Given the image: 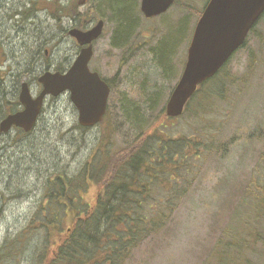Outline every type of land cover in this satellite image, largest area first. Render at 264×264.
Instances as JSON below:
<instances>
[{
	"label": "rangeland",
	"instance_id": "obj_1",
	"mask_svg": "<svg viewBox=\"0 0 264 264\" xmlns=\"http://www.w3.org/2000/svg\"><path fill=\"white\" fill-rule=\"evenodd\" d=\"M177 1L161 20L148 21L137 16L142 31L139 41L154 44L159 60L175 69L176 75L181 73L186 59L190 34L198 19L196 13L207 0ZM6 4L8 7L0 10V23L6 19V24L3 20L0 25V40L5 39L0 41V48L8 57L0 68V120L8 111V103L19 95L22 83L30 84L36 96L41 90L38 78L48 65L53 72L59 65L66 70L77 57L76 44L55 28V21L40 14L36 21L17 26L7 21L13 7L8 0ZM91 13L90 16H97ZM126 23L127 19L122 20L123 26ZM113 27L109 21V29L97 43L90 65L108 79L120 73L113 85L104 124L84 133L80 131L78 113L69 94H63L47 99L43 115L30 135L12 130L8 137H2L3 145L9 149L6 157L0 158V264H40L39 256L47 240L42 225L56 213L50 203L46 205L50 178L63 169H68L69 179L79 173L104 137L110 139L109 150L134 138L138 127L150 124L156 116L146 103V95L161 93L165 100H161L160 106L165 107L179 80L173 75L166 77L149 51L151 45L133 48L129 60L122 62V52L110 46ZM149 32L154 34V40L158 36L154 43ZM259 43L256 36H251L246 47L228 64L227 70L238 79V85L227 95L228 104L217 109L216 123L205 128L215 134L214 146L221 148L204 162L168 229L136 250L127 264H204L237 204L234 188L245 186L254 171H262L258 157L264 146L250 139L257 129L264 131V48ZM162 51L169 55L164 57ZM252 61L259 66L251 75L247 71ZM122 101L126 103L124 109ZM198 124L187 114L170 124L174 128L169 133L187 135ZM96 194L93 186L88 196L92 204ZM231 197L233 204L229 202Z\"/></svg>",
	"mask_w": 264,
	"mask_h": 264
},
{
	"label": "trees",
	"instance_id": "obj_2",
	"mask_svg": "<svg viewBox=\"0 0 264 264\" xmlns=\"http://www.w3.org/2000/svg\"><path fill=\"white\" fill-rule=\"evenodd\" d=\"M43 2V7L48 6L47 0ZM59 8L57 15H51L58 25L66 18L68 7ZM202 10L196 13L198 17ZM58 30L67 34L61 27ZM251 36H256L264 48V15L241 49ZM7 60L0 48V68ZM228 64L199 86L182 117L170 119L165 115V107L160 106L165 100L161 93L146 95V103L156 116L150 124L139 126L134 138L109 150L110 139L104 137L79 173L69 179L68 169H63L50 178L46 205L50 203L56 213L42 225L47 240L38 263L127 264L136 250L168 229L204 162L221 148L214 146L215 134L205 128L216 123L217 109L228 104L227 95L238 85V79L227 70ZM258 66V62H250L248 74L252 75ZM55 70L65 71L60 65ZM125 105L122 101L123 109ZM19 106L18 96L14 97L7 112L17 111ZM187 114L199 122L197 127L187 135L172 136L175 134L169 131L174 126L170 124ZM77 128L83 133L88 130ZM250 139L264 146L263 129L254 131ZM258 158L262 171H254L245 186L234 188L237 204L204 264H264V147ZM93 186L97 189L94 204L88 200ZM235 201L231 197L229 202Z\"/></svg>",
	"mask_w": 264,
	"mask_h": 264
},
{
	"label": "water",
	"instance_id": "obj_3",
	"mask_svg": "<svg viewBox=\"0 0 264 264\" xmlns=\"http://www.w3.org/2000/svg\"><path fill=\"white\" fill-rule=\"evenodd\" d=\"M173 3L174 0H144L142 10L147 17H152L165 13ZM263 14L264 0H209L196 25L183 75L166 105L168 118L184 114L199 86L213 78L246 43ZM101 33L102 23L88 32L73 30L70 35L80 45H90ZM92 56L93 47L90 46L81 51L67 72H45L38 79L42 91L37 97L24 83L19 96L23 110L9 115L1 123V131L6 133L17 127L30 133L45 100L64 93L70 95L81 127L91 129L99 125L107 113L110 88L97 73L90 71Z\"/></svg>",
	"mask_w": 264,
	"mask_h": 264
},
{
	"label": "flooded vegetation",
	"instance_id": "obj_4",
	"mask_svg": "<svg viewBox=\"0 0 264 264\" xmlns=\"http://www.w3.org/2000/svg\"><path fill=\"white\" fill-rule=\"evenodd\" d=\"M6 1L7 0H0V10L1 9L5 10L6 7H8V5L6 4ZM43 1L44 0H8L9 4L11 3L13 9L12 8H11L12 10L10 9L12 11V14L9 15V17H7V21L9 20L11 22H14L15 25L19 26L23 23L25 24L28 22L31 23L32 22L31 20L36 21L37 17L40 14H45L51 19V21H55V24H56L55 28L58 29L59 27H61L63 31L67 32L66 35L71 40H73V42L77 46V56L80 54V52L83 49H86L92 46L93 47L92 59L97 49V45H98L97 43L99 42L100 39H102L103 35H106V31L109 29V21H110L114 25V27L110 30V32L113 31L111 34L110 46L112 49L119 50L122 52L121 53L123 55L122 62L129 60V58L132 56L133 48L137 49V46L138 48H141L143 46L148 47L151 45V42L149 41H146V42L139 41V38H141L140 36L142 35V31L140 30L141 22L138 21L139 18L137 16H140L141 19L144 18L148 21H152V20L156 21L157 19L161 20L168 14L171 8H173L178 2L177 0H174L173 5L165 13L158 14L152 17H147L143 13V10H142V5H143L144 0H98V1L96 0V2H91V0H47L48 6L46 7H43L44 5ZM63 1H65V3H63ZM64 5L68 7L66 10V18L64 20H59V25H58V21L54 20L51 15H54V14L57 15V12L61 10L59 7L64 6ZM91 11L93 12V15L95 14L97 16L96 17L90 16L92 14ZM120 15L129 16V19H127V23L124 26L122 24V20L119 17ZM200 17H198L197 22L199 21ZM3 20H4V23L6 24V19H2L1 23H3ZM100 23H102V33L100 37L94 40L90 45H80L75 39L69 36V33L72 30L88 32L94 29L95 27H97L98 24ZM196 24L190 34V39L188 42L189 46L193 38ZM116 25H119V27L116 28L115 27ZM123 28H127L128 29L127 32H123L122 31ZM149 33L151 34L150 36L152 37L151 40H154L153 39L154 34L152 32H149ZM4 40L2 38V40L0 41L4 42ZM134 40L136 42H133ZM157 40H158V36H156V39L152 43H154ZM153 45L154 44L151 45V48H149V51L151 52L153 59L158 61L160 63V67L164 69L166 73V77L171 78L170 76L173 75L174 76L173 78L179 77L178 79H180L185 70L189 46L187 48L186 59L184 56L185 60H183L184 63L182 64V68H181L182 71L180 70L181 73L179 72V74L176 75L175 69L170 68L163 61V59L159 60L161 57L155 54ZM174 51L175 50L173 49L172 50L173 56L175 54ZM108 54H111V53H108ZM162 54L164 55V57L169 55L168 51H162ZM45 55H48V51L45 52ZM91 61L89 64L90 71L92 73H97L100 76V78L108 84L112 92L113 85L116 79H118V76L120 73L119 72L114 73L115 76L110 79L105 78L101 72L94 70L93 68L90 67ZM71 66L66 70L64 69L65 70L64 72L68 71L71 68ZM30 89H31V86H30ZM21 109L22 108L20 107V110ZM7 116H8L7 113L4 114V116L0 120V145H1L0 146V152H1L0 158H2V152L5 149V145H3L2 137L4 136L8 137L9 132H10L9 131L5 133L1 131V123L7 118Z\"/></svg>",
	"mask_w": 264,
	"mask_h": 264
},
{
	"label": "bare ground",
	"instance_id": "obj_5",
	"mask_svg": "<svg viewBox=\"0 0 264 264\" xmlns=\"http://www.w3.org/2000/svg\"><path fill=\"white\" fill-rule=\"evenodd\" d=\"M24 83H26V82H24ZM16 130H18L20 133H22V134H24V135H26L27 136V134L28 133H26L23 129H21V128H18V129H16ZM35 130V128L31 131V132H33ZM1 146V145H0ZM13 147V146H12ZM9 148H5L4 149V151L2 152V159L3 158H5L6 157V153H7V150H8ZM0 154H1V152H0Z\"/></svg>",
	"mask_w": 264,
	"mask_h": 264
}]
</instances>
